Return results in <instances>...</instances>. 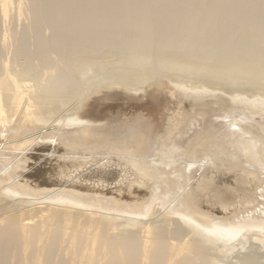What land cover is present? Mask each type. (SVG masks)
<instances>
[{"label":"bare ground","instance_id":"obj_1","mask_svg":"<svg viewBox=\"0 0 264 264\" xmlns=\"http://www.w3.org/2000/svg\"><path fill=\"white\" fill-rule=\"evenodd\" d=\"M26 1L33 41L31 50L18 52L55 55L60 70L42 98L37 91L30 95L29 84L2 62L0 127L16 118L6 130L12 135L25 121L53 120L54 104L60 102L53 86L71 84L63 70L101 57L115 58L121 73L98 81L100 88L130 93L152 84L155 93H162L163 81H148L166 68L202 78L220 74L227 97H205L203 85L167 83L179 92L169 93L180 119L172 114L166 130L155 135L148 130L151 125L138 120L100 128L78 117L77 108L55 119L75 127L58 134L64 144H89L90 151L127 160L135 179L113 185L110 194L130 201L51 189L43 196L49 202L45 207L20 211L40 194L27 191L24 183L7 184L0 189V264H219L235 246H225V252L224 245H214L217 241L227 244L239 237L242 247L253 242L264 247V203L258 200L264 198V99L229 90L240 77L264 79V0H0V22L24 19ZM236 45L243 51L235 53ZM98 52L102 56L95 57ZM50 73L46 69L45 75ZM82 86L79 96L89 91ZM7 144L13 150L19 145ZM194 165L202 173L192 184ZM205 192L220 212L202 210L208 203L201 200Z\"/></svg>","mask_w":264,"mask_h":264},{"label":"water","instance_id":"obj_2","mask_svg":"<svg viewBox=\"0 0 264 264\" xmlns=\"http://www.w3.org/2000/svg\"><path fill=\"white\" fill-rule=\"evenodd\" d=\"M181 80L183 79L181 78ZM162 83L167 85L162 93H155L156 88L152 84L143 86L139 92L133 91L130 93L117 88H99L91 91L88 96L83 95L82 97L69 94L70 91H67L66 105L61 108L58 114L54 115L53 120L45 124L35 123L32 120L25 121L20 133L16 135H12L13 132L8 133L6 131L8 127H14L17 123V119L13 118L10 124L0 127V161L2 162L0 164V189L10 183L26 184L28 189L40 194L39 198H33L31 204L33 208H43L49 203L43 199V196L48 194L47 191L51 189L70 190L72 193H78L82 196L105 195L106 198L115 197L122 202H129L130 200L127 198L118 197L113 193L110 194L113 185L116 188L125 186L127 180L135 179L136 172L127 163V160L117 156L116 153L105 154L101 150L90 151L86 146L89 144L76 147L64 144L59 139L58 134L75 131V127H64L63 123L58 124V122L53 121L67 118V115L71 113L70 111L77 108L75 114L78 117L85 121L97 122L100 124V128L118 126L128 121L138 120L141 126L151 125L148 130L153 135L161 134L166 130L168 119L172 114L180 119L178 113L181 112L176 106V98L171 97L169 93L176 94L179 93L178 90L168 85L166 80ZM204 83L207 91L202 94L203 96L227 97L223 93L224 87L214 83ZM229 90L235 91V93L245 98L258 97L264 99V86L262 85L234 84L229 87ZM137 116H141L143 120L137 118ZM172 121L174 120H171L170 123H173ZM231 129L236 130L235 127ZM176 133L177 131H174V134ZM28 137L35 140L20 146L21 143L19 142ZM8 141L19 144L15 145L16 150L8 146ZM191 171V183L194 184L200 180L199 175L202 170L197 171V165H194ZM58 175H61V177L58 178ZM260 193V191H257L258 195ZM5 198L11 201L20 199V197L13 195H7ZM201 200L208 202L202 208L203 211L214 209L207 192L202 193ZM258 200L264 203V198L258 197ZM214 210L220 212L216 208ZM156 215L155 212L153 218ZM159 218L157 217V219ZM146 221L148 219H144V222ZM179 223L185 230L189 231V225ZM204 239L205 242L208 241L206 237ZM237 240H239V237L227 244L221 241L214 243V245H224L227 248L232 244L235 246L232 252L226 254L225 258H221L222 261L219 264H230L243 257H248L246 264H264V247L255 242L253 244L245 243L242 247ZM207 243L211 244V242ZM226 247L225 252L227 251ZM238 255L239 257H237ZM248 260L249 262H247Z\"/></svg>","mask_w":264,"mask_h":264},{"label":"rangeland","instance_id":"obj_3","mask_svg":"<svg viewBox=\"0 0 264 264\" xmlns=\"http://www.w3.org/2000/svg\"><path fill=\"white\" fill-rule=\"evenodd\" d=\"M24 14H25V18L22 19L20 22H18L13 18L8 19L5 23L0 22V75L3 72L2 62L8 61L10 67H12V69L19 74V78L23 80L25 83L29 84V88L27 90L29 91L30 95H33L35 91L40 92L42 95L44 91H46L48 88L51 87V82L53 81L57 72L60 70V65H59L60 63H57V65L55 66L54 59L56 56L47 55L41 52L34 55L28 54L27 56H22V55L20 56L18 51H21L25 47L30 49L33 41L32 32H31L33 27V19L30 15V6L27 1L24 6ZM22 34H24V36H22ZM42 35L44 39L48 38V33L42 32ZM241 51H243V48L239 45H236L234 48V52L240 53ZM102 53L103 52H98L94 56L100 57L102 56L101 55ZM114 60L115 58H112L111 56H107L106 58L101 57L97 59V63H92L89 64L88 66L74 67V69H70V70H63V72L68 71L70 77L69 81H71V84L67 86V84L65 83L64 84L60 83L59 85L53 86L55 89L58 90L57 98H60V102L54 104L55 105V110H53L54 115L58 114L61 108L65 107L66 105L65 98L68 97L66 94L67 91H70L69 94H74L77 95L78 97H82L79 96L80 92H82V89H80V85H84L85 87H87L86 88L87 90L89 89V91L85 93V95L88 96V94L91 91H95L98 88H100L97 83L98 81H105V80L108 81L111 78L118 77L121 71H119L118 67H116V65L113 64ZM87 68H89L88 69L89 71L87 72L88 74L84 75ZM46 69H50L51 73L45 75ZM180 77L183 80H181ZM251 77L252 75L240 77L232 84V86L234 84L264 86V79L260 78L258 79V81L254 82L255 80H252ZM150 78L152 79L148 81L149 83H153L154 80H160V81L166 80L167 83H171L172 81L183 82V83L185 82L187 83L188 86L203 85L204 87H206L204 85L205 84L204 82L214 83L222 87L226 85L223 80V76H221L220 74L202 78V77L191 76V74L187 71H183V72L170 71V70L168 71L166 68H160L157 77H150ZM47 96L48 94L47 95L43 94L42 98H46ZM54 115L52 116L53 118ZM27 191L34 192L31 189ZM31 204L32 203L21 205L19 206L18 210L27 211V209H33Z\"/></svg>","mask_w":264,"mask_h":264}]
</instances>
